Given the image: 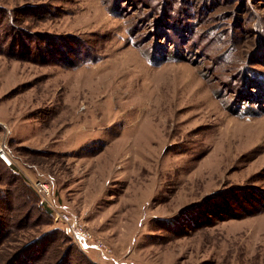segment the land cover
<instances>
[{"label": "rangeland", "instance_id": "obj_1", "mask_svg": "<svg viewBox=\"0 0 264 264\" xmlns=\"http://www.w3.org/2000/svg\"><path fill=\"white\" fill-rule=\"evenodd\" d=\"M0 34V142L99 244L0 161V264H264V0H0Z\"/></svg>", "mask_w": 264, "mask_h": 264}, {"label": "built area", "instance_id": "obj_2", "mask_svg": "<svg viewBox=\"0 0 264 264\" xmlns=\"http://www.w3.org/2000/svg\"><path fill=\"white\" fill-rule=\"evenodd\" d=\"M0 160L3 161L6 165H12L13 159L9 154V151L6 147L5 142H0ZM26 179L33 186V188L39 193L41 198L44 201H47L53 208V214L55 219H58L60 222L64 223V226L75 238L80 241L84 246H98V242L91 240L90 232L79 224L74 216L67 213L66 211L57 209L54 204L50 201V196L52 194L51 185L43 178L40 177H30L25 175ZM78 236V237H77Z\"/></svg>", "mask_w": 264, "mask_h": 264}, {"label": "trees", "instance_id": "obj_3", "mask_svg": "<svg viewBox=\"0 0 264 264\" xmlns=\"http://www.w3.org/2000/svg\"><path fill=\"white\" fill-rule=\"evenodd\" d=\"M4 32H6L7 34H6V36H7V38H8V35L9 34H12V33H8L6 30H4ZM22 38H24L23 36H20L19 35V37L17 38L18 40H20V41H22V43L24 42V40L22 39ZM6 41H7V39H6ZM5 40H4V38L1 36V34H0V53H6V52H8V51H6V44H7V42H6ZM13 43V42H12ZM1 161V160H0ZM1 162H3V161H1ZM4 163V162H3ZM5 164V163H4ZM6 165V164H5ZM8 167H7V171L8 172H12L11 174H14L16 177H17V179H19V181H21L22 182V184H24V185H26V186H30L31 187V189L33 190V192L35 193V195L37 196V203L39 204V205H41L42 206V208H44L47 212H51V210H50V208L49 207H45L44 206V202L42 201L43 199L41 198V196L39 195V193L33 188V186L29 183V181L26 179V177L18 170V169H16L15 167H13V165H7ZM20 195H22V197L24 198V193H22V191H21V193H20ZM26 200V199H25ZM51 214V213H50ZM63 230V229H62ZM64 231V233H66V234H68L69 232H67L66 230H63ZM70 234V233H69Z\"/></svg>", "mask_w": 264, "mask_h": 264}, {"label": "water", "instance_id": "obj_4", "mask_svg": "<svg viewBox=\"0 0 264 264\" xmlns=\"http://www.w3.org/2000/svg\"><path fill=\"white\" fill-rule=\"evenodd\" d=\"M78 237V236H77Z\"/></svg>", "mask_w": 264, "mask_h": 264}]
</instances>
